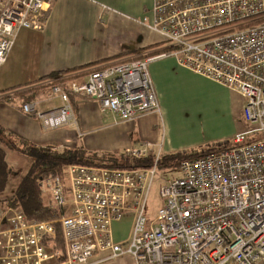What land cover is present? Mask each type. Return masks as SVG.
I'll list each match as a JSON object with an SVG mask.
<instances>
[{"label":"built area","instance_id":"obj_1","mask_svg":"<svg viewBox=\"0 0 264 264\" xmlns=\"http://www.w3.org/2000/svg\"><path fill=\"white\" fill-rule=\"evenodd\" d=\"M49 6L50 0H0V68L22 31L43 29ZM151 12L152 23L144 24L173 51L106 64L84 82L70 83L68 92L132 122L160 111L149 65L173 57L182 68L240 94L249 129L233 138V148L166 173L153 221L145 212L163 153L151 144L126 151L155 157L150 168L71 165L64 176L45 178L42 194L59 219L29 221L14 208L0 212V264H90L105 252L112 258L128 253L137 264H264V0H153ZM53 92L62 100L58 109L22 107L45 129L74 120L68 93L60 86ZM128 214L134 225L124 250L111 226Z\"/></svg>","mask_w":264,"mask_h":264},{"label":"crops","instance_id":"obj_2","mask_svg":"<svg viewBox=\"0 0 264 264\" xmlns=\"http://www.w3.org/2000/svg\"><path fill=\"white\" fill-rule=\"evenodd\" d=\"M152 8L153 0H50L43 29L22 31L0 68V126L41 147L83 148L90 153L109 154L142 144L160 148L163 154L202 152L231 142L238 133L248 130L240 94L182 68L173 57L149 65L160 111L132 122L119 121L103 112L98 101L76 98L74 120L63 127L45 129L39 119L23 113L18 98L1 101L3 97L44 86L47 80L35 82L53 72L93 68L109 58L155 45L161 44L156 50L168 47L162 36L148 27L153 21ZM87 76L83 74L73 82L82 83ZM32 83L35 84L25 87ZM17 86L22 89L11 90ZM27 103H34L35 110L41 113L62 106L53 88L42 89ZM5 153L13 174L0 196V212L6 209L5 202L14 197L33 164L20 153ZM133 225V215L128 214L111 226L114 241L121 243L124 250L130 245ZM90 264L137 262L128 253L112 258L111 253L105 252L96 254Z\"/></svg>","mask_w":264,"mask_h":264},{"label":"trees","instance_id":"obj_3","mask_svg":"<svg viewBox=\"0 0 264 264\" xmlns=\"http://www.w3.org/2000/svg\"><path fill=\"white\" fill-rule=\"evenodd\" d=\"M161 45V44H160ZM155 45L144 50H138L127 54H122L113 59L105 60L104 62L94 65L95 67H103L108 62H119L122 60L135 58H146L153 55H159L162 53L171 52L173 47H166L164 49L156 50ZM82 67L67 72H56L35 83H41L47 80V84L42 87L30 89L26 92L17 93L14 96H6L1 101L12 102L13 97L18 98L24 105L27 102L34 100L35 96L39 94L42 89L54 88L55 86L62 87L69 95L75 113L77 112L76 96L68 92V87L77 77L83 74L88 75L93 68ZM90 69V70H89ZM99 69V68H97ZM96 70V69H95ZM86 71V72H85ZM85 72V73H84ZM81 73L75 76H65L71 74ZM65 76V77H63ZM35 83L25 85L29 87ZM22 89V86L12 88V91ZM5 92H10L7 90ZM4 92V93H5ZM3 93V92H1ZM231 142L225 144L224 147L210 148L202 152H189V153H175V154H162L158 161V170L164 172L176 171L181 163L188 160L198 159L204 157L213 152H220L223 149H229L228 145ZM7 151H14L28 157L32 161V167L28 174L23 179L21 185L16 191L14 197L5 202L6 208L13 207L19 209L29 221L37 222H51L58 220L59 210L53 205L50 198L42 194L40 184L41 181L48 177L59 176L62 177L65 174L67 167L71 165H86L97 167H108L114 169H140L150 168L153 166L155 157L136 158L133 156H127L126 152L118 153H90L83 148H61L52 149L49 147H41L27 140L21 138L13 132L7 131L0 126V196L3 195L7 189L10 177L13 174V169L9 167L6 162ZM56 174V175H55ZM54 175V176H53ZM57 245L62 249V236L60 230H57Z\"/></svg>","mask_w":264,"mask_h":264},{"label":"rangeland","instance_id":"obj_4","mask_svg":"<svg viewBox=\"0 0 264 264\" xmlns=\"http://www.w3.org/2000/svg\"><path fill=\"white\" fill-rule=\"evenodd\" d=\"M130 59H133V58H130ZM126 60H128V59H126ZM228 142L229 141L222 142L220 144H225V143H228ZM233 147H234V143L231 141V143L228 145V148L231 149ZM196 150H198V149H196ZM166 173H168V172L159 171L158 174L156 175L155 181H154V183L152 185V188H151V191H150V195H149V198H148V202H147V206H146V212H145V217L149 221H153V220L156 219L158 211H159V209H160V207L162 205V199L160 197V187L162 185V179L164 178V175H168ZM118 230L122 231V228L120 229V227H119Z\"/></svg>","mask_w":264,"mask_h":264},{"label":"bare ground","instance_id":"obj_5","mask_svg":"<svg viewBox=\"0 0 264 264\" xmlns=\"http://www.w3.org/2000/svg\"><path fill=\"white\" fill-rule=\"evenodd\" d=\"M53 3V2H52ZM48 19V18H47ZM110 59V58H109ZM108 63H111V62H108ZM54 73V72H53ZM89 75V74H88ZM56 87V86H55ZM34 104V103H33ZM69 125V124H68ZM63 127V126H62ZM213 153H215V152H213ZM217 153V152H216ZM211 154V153H210ZM75 165V164H74ZM78 165H81V164H78ZM84 166H86L85 164H84ZM90 166H93V165H90ZM100 167H102V166H100ZM104 167H106V166H104ZM125 170V169H124ZM56 175V174H55ZM54 176V175H53ZM7 208H9V207H7ZM11 208H13V207H11Z\"/></svg>","mask_w":264,"mask_h":264}]
</instances>
